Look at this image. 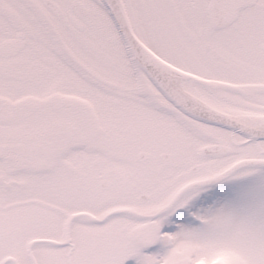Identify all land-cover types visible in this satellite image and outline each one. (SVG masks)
Here are the masks:
<instances>
[{
  "label": "snow or ice",
  "instance_id": "6c2138e0",
  "mask_svg": "<svg viewBox=\"0 0 264 264\" xmlns=\"http://www.w3.org/2000/svg\"><path fill=\"white\" fill-rule=\"evenodd\" d=\"M0 264H264V0H0Z\"/></svg>",
  "mask_w": 264,
  "mask_h": 264
}]
</instances>
